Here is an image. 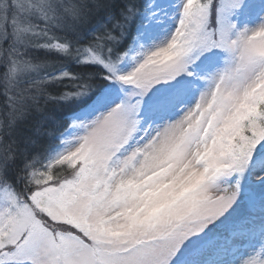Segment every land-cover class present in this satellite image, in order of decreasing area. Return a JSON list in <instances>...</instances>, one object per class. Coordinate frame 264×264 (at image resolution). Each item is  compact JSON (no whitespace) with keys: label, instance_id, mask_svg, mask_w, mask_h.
I'll return each instance as SVG.
<instances>
[{"label":"snow or ice","instance_id":"obj_1","mask_svg":"<svg viewBox=\"0 0 264 264\" xmlns=\"http://www.w3.org/2000/svg\"><path fill=\"white\" fill-rule=\"evenodd\" d=\"M0 264H264V0H0Z\"/></svg>","mask_w":264,"mask_h":264}]
</instances>
